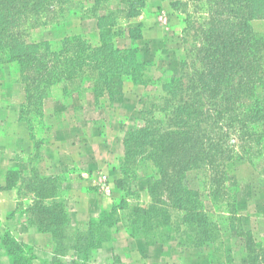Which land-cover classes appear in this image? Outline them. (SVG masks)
<instances>
[{
    "label": "trees",
    "instance_id": "obj_1",
    "mask_svg": "<svg viewBox=\"0 0 264 264\" xmlns=\"http://www.w3.org/2000/svg\"><path fill=\"white\" fill-rule=\"evenodd\" d=\"M189 1L197 10L202 46L192 45L179 75L170 73L167 82L150 76L154 64L144 59L136 44L141 39L140 25L128 30L130 46L120 48L116 44L125 36L119 17L125 23L136 17L146 0H126L124 16L116 11L97 17L94 13L98 11V0L87 10L91 11L89 17L71 11L69 7L75 5L72 0H0V65L12 67V74L19 75L26 93L21 117L30 130L34 128L28 115L39 117L44 127L42 100L55 85H60L64 93L89 92L94 98L104 93L119 94L124 81L155 87L150 98L157 104L152 101L148 105L143 111L144 125L129 134L137 150L134 155L150 160L155 171L148 188L151 203L146 208L132 209V226L139 225L146 231L159 229L160 242L175 233L179 234L175 239L180 246L205 249L219 244L225 220L230 230L237 233L234 222L238 221V208L226 183V164L244 159L250 163L254 156L264 155V111L257 96L259 89L264 90V36H257L250 25L253 19L264 18V0ZM204 11L207 16L199 17ZM65 13L79 19L95 18L98 40L70 35L52 45L36 39L38 31ZM191 27L192 22L188 29ZM185 68L191 71L189 77ZM40 144L39 140L37 146ZM195 170L210 174L206 182H201L203 191L208 193L209 207L202 202L200 192L187 185V173ZM34 179L29 187L34 200L28 208V224L51 236L54 258L45 261L87 264L94 250L106 241V229L127 208L125 195L114 200L109 211L90 220V231L76 238L84 245L78 248L81 258L66 262L61 257L66 255L65 245L72 248V238L67 232L69 219L61 202L64 194L54 186L56 178L41 177L35 170ZM12 182L10 175L8 187L15 189ZM170 211L181 213L174 228L170 225L174 218ZM237 225L238 235L247 234L248 263L264 264V247ZM2 249L8 264H27L35 256L31 246L18 243L9 235L2 241ZM211 263L218 261L211 258Z\"/></svg>",
    "mask_w": 264,
    "mask_h": 264
},
{
    "label": "crops",
    "instance_id": "obj_2",
    "mask_svg": "<svg viewBox=\"0 0 264 264\" xmlns=\"http://www.w3.org/2000/svg\"><path fill=\"white\" fill-rule=\"evenodd\" d=\"M83 2L90 4L92 0ZM78 20L81 29L75 34L97 41V20ZM150 22L151 19L144 17L148 45L144 47L143 56L147 59L165 49L161 30L157 27L150 29ZM70 35L73 33L62 34L59 40ZM161 75L155 67L150 73L153 79ZM147 90L144 86L124 81L119 94L110 96L104 93L94 98L89 92L81 95L64 93L60 85H55L42 100L44 127L40 137H36L21 117L26 93L19 75L14 77L9 67L0 65V264H8L9 260L2 249L6 235L33 248L35 256L27 264H48L45 258L53 248L51 236L30 229L25 216L18 212L16 190L8 187L10 175L16 168L28 170L35 167L41 177L65 176L69 181L66 193L69 207L72 212L74 205L76 219L80 226H84L94 207H110L111 200L97 195L92 184L110 173L109 165L114 161L110 147L122 131V120L129 112L138 111L139 100ZM38 139L40 146H37ZM37 151L40 156L32 159V154ZM234 169L239 181L237 196L238 210L243 214L242 227L252 235L256 244L264 247V185L253 182V172L246 176L240 174L246 169L244 162L236 163ZM124 243L127 242L122 238L119 247ZM127 244L134 247L127 252L129 261L122 264H138L142 260L137 244ZM122 252L126 253L124 248ZM100 254L102 259L109 261V252L104 250ZM202 256L196 249L172 256L163 252L149 257L143 264H201Z\"/></svg>",
    "mask_w": 264,
    "mask_h": 264
},
{
    "label": "rangeland",
    "instance_id": "obj_3",
    "mask_svg": "<svg viewBox=\"0 0 264 264\" xmlns=\"http://www.w3.org/2000/svg\"><path fill=\"white\" fill-rule=\"evenodd\" d=\"M84 0H72L73 4L69 8L71 11H76L78 15L83 17H89L91 14L90 10L92 6L96 5V0H92L90 4H84ZM87 1V0H85ZM89 1V0H88ZM146 0L145 7L140 12L139 15L132 19H128L125 23L124 18L119 17L118 23L124 25V35L122 38L117 40L118 47H128L132 44L129 36L128 30L137 29V27L141 32V39L136 41V44L139 47L140 53L143 56L144 49L148 45V37L146 36V28L143 25L144 17L147 19H151V27H157L161 30V36L164 42L163 50L157 52L154 57L146 60L150 61L154 64L153 68L150 69V73L155 69L160 71L162 74L158 77L160 82H167L169 79L170 73L175 76L179 75L181 63L184 60H188V51L192 48V45L199 47L202 46V41L199 39L198 35L201 30L198 29L200 22L197 19L196 8L193 6V3L189 0ZM179 2L178 5L172 6L171 4ZM98 11L94 13V16H103L107 15L109 12L120 11L121 16H124V10L127 8L126 0H98L96 5ZM202 12V11H200ZM115 14V13H113ZM191 16V19L188 17ZM205 11L204 14H199V17H206ZM160 17L165 18V24L160 20ZM192 22L193 27L188 29L189 23ZM59 24V26H55V24ZM125 23V24H124ZM62 24V25H61ZM251 28L253 32L257 36H264V18L253 19L250 22ZM81 29V24L77 17L69 16L67 13L62 15V18H56L52 23L49 24L47 28L43 31L40 30L37 33L36 39H47L45 41L50 42L52 45H57L60 41L59 38L62 34H72L80 35L82 37H86L85 35L75 34V31H79ZM130 29V30H131ZM91 40V39H89ZM92 41V40H91ZM95 42V41H93ZM145 47V48H144ZM195 53V51H191ZM148 53V52H147ZM190 54V53H189ZM191 57H193L191 55ZM194 58V57H193ZM190 62V59H189ZM190 66V65H189ZM193 66L195 68H199L198 63H194ZM12 67H9V71ZM14 71V70H13ZM189 68H185V74L187 77L190 75ZM18 74L13 73V76H17ZM184 76L183 81L186 82L187 79ZM148 88L147 91L143 93L139 100L138 111L129 112L124 116L122 120V131L117 138L115 144L110 147L112 153L114 155V161L109 165V172L107 175L102 176L99 180L94 181L92 186L95 188V192L97 195L106 197L111 200L110 207L108 209H100L98 206L94 207L87 219V222L84 226H80L79 222L76 219L74 212V205L72 204V212L69 207L67 201V189L69 186V181L65 176H61L60 178H56L54 182V186L61 190L64 194L63 199L61 200L62 206L67 213V217L69 219L68 225V235L72 238V248L68 245H65L64 250L66 255L61 257L62 260L66 262L70 261H78L81 257H79L78 248L84 246L81 241L80 243L77 241V236L87 234L89 229V222L91 219H97L111 209L112 203L114 200L119 199L121 194H124L126 197V207L120 212L117 221L108 229H106L105 236L107 237L106 241L100 244L93 252V255L89 257L87 264H122V262H128L130 259L129 253L130 248L134 246H129L128 242L132 244H137V251L141 254V260L138 261V264H143V261L149 260V257L157 256L164 252V254H168L170 256L174 254L184 253L185 251H190L193 249L199 250L203 256L201 257V264L211 263V258L213 261L217 259L218 264H249L247 260V250L245 248L247 234L241 233L238 235V231L240 232L238 225L240 224L242 228V219L243 214L238 210V221L234 222V225L237 226V233L234 232V229L229 228L228 220H225V223L221 226V240L207 248H184L180 246L177 242L179 234L172 233V237L169 236V239H164L163 242L158 241L159 237V229L152 231H146V229L132 226V214L131 211L134 207L146 208L150 205L151 200L148 193V188L153 181V176L155 177V171L153 163L150 160L140 158V155H134L137 150L131 142L129 138V134L134 130L142 127L144 125L145 115L143 111L148 109V105L153 101L155 103V99L151 100V96L155 91V87L146 86ZM258 99L261 101L262 108L264 111V90L259 89L257 91ZM145 104V106H144ZM157 116V113H154ZM27 118L32 121V126L34 128V135L36 137H40L43 126L40 125L42 122L39 117L30 118L28 115ZM36 130V132H35ZM40 139H38L39 141ZM37 142V141H36ZM136 146V145H135ZM40 156V152H34L31 156L32 159H37ZM22 157V156H19ZM244 162L246 165V169L241 171L240 174L246 176L247 174L253 172V182H256L260 185H264V155L262 156H254L251 158L250 163L247 160H234L226 164V172L227 178L226 183L230 188L231 192L235 195L236 204L238 208V185L239 181L235 177V169L234 166L238 162ZM35 167H32L28 170L17 169L12 173L11 177L14 179L12 182L15 185V190L17 194V210L22 213L26 221L28 223V208L33 204L34 197L30 193L29 187L34 179V171ZM124 173L125 175H123ZM112 176L114 178H112ZM210 176L206 170H195L187 173V185L191 189L198 190L200 192L202 202L209 207V197L206 191H203V187L201 182H206V177ZM157 177V176H156ZM205 179V180H204ZM120 182L119 184L117 182ZM209 186V185H206ZM204 185V188H207ZM256 189L258 187H255ZM159 193V192H158ZM165 196V194H160ZM50 202V201H49ZM170 215L174 218L172 219L170 225L172 228L178 225L176 221V217L180 216L181 213L170 211ZM29 225V224H28ZM155 226V224H154ZM30 229L36 231L35 227L30 226ZM136 228V229H134ZM161 230V228H160ZM174 232V231H173ZM252 236V235H251ZM13 238V237H11ZM124 238L127 243H124L119 247L118 242H120ZM14 239V238H13ZM253 239V237H252ZM18 243H22L17 241ZM254 240V239H253ZM222 243L220 244V242ZM218 244V245H217ZM29 246V245H28ZM118 247V248H117ZM122 248L126 253L122 252ZM107 251L111 255L109 257V261L106 259H102L101 252ZM34 252V251H33ZM209 254H212L210 256ZM54 257H52V252L49 256L45 258L46 261H52ZM61 260V259H60Z\"/></svg>",
    "mask_w": 264,
    "mask_h": 264
},
{
    "label": "built area",
    "instance_id": "obj_4",
    "mask_svg": "<svg viewBox=\"0 0 264 264\" xmlns=\"http://www.w3.org/2000/svg\"><path fill=\"white\" fill-rule=\"evenodd\" d=\"M160 20L163 22V24H165V18L164 17H160Z\"/></svg>",
    "mask_w": 264,
    "mask_h": 264
}]
</instances>
